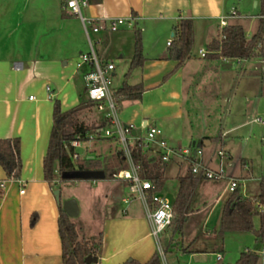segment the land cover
<instances>
[{"label":"crops","instance_id":"1","mask_svg":"<svg viewBox=\"0 0 264 264\" xmlns=\"http://www.w3.org/2000/svg\"><path fill=\"white\" fill-rule=\"evenodd\" d=\"M64 1L0 0V139H20L23 163L19 179H9L0 165V264H63L60 206L71 198L77 203L78 214L71 219L76 223L78 240L97 244L96 255H93L97 257L95 264H123L128 259L145 263L156 252L160 255V264H221L225 259L221 252L224 242L214 236L220 223L214 229L202 224L204 236L199 237L190 230L195 214L192 206L181 233L169 226L157 242L151 233V204H145L141 198V204L134 202L129 197L133 195L127 181L110 176L64 179L75 181L76 186L73 190L60 189L58 199L54 187L60 182L59 176L46 179L43 162L53 126L55 100H59L63 110H69L87 97L85 75L93 66L83 63L77 67L76 63L82 54L92 49L101 62H112L115 66L110 73L115 86L111 88L113 93L124 82L142 84L144 88L141 99H125L117 105L123 120L120 121L133 125L132 142L139 138V130L150 127L164 128L162 138L171 147L176 146V133L190 140L198 138V133L179 130L191 108L187 96L193 88L210 80L213 73L220 95L225 76H230V67H237L226 61L247 59L211 58L202 56L200 49L194 54L191 51V55L177 66L178 61L170 57L172 44L168 45L173 41L174 26L182 19H192L194 41L202 32L207 51L212 39L220 34L225 36L222 31L227 25H241L247 37L254 35L262 18L259 14L261 1L250 0V5L245 6L230 4V0H87L88 5L83 8L86 17L134 18V27L99 32L90 29L88 35L79 16L63 8ZM253 2L258 10L256 14L250 13ZM253 18L257 22L247 27L246 20ZM135 29L141 30L145 61L129 71ZM233 93L232 90L228 102ZM92 108L97 109L96 106ZM101 133L97 138H101ZM201 137L205 146L212 144V137L205 133ZM104 138L111 140L108 153L104 156L86 154L84 158L103 159L118 149L113 148L118 142L116 137ZM79 147L74 151L81 156L77 151ZM145 148L148 155L158 156L159 151L151 146ZM240 163L243 169L248 168L246 158ZM235 166L233 163L232 167ZM185 173L170 176L174 182L171 185L173 198L169 199L173 202L178 191V177ZM232 177L241 180L242 191L245 178ZM86 180L92 182H84ZM165 184L164 180L157 191H162ZM128 190L129 196L126 195ZM127 202L129 204H121ZM255 234L257 239L256 231ZM164 246L168 248L166 253Z\"/></svg>","mask_w":264,"mask_h":264},{"label":"rangeland","instance_id":"2","mask_svg":"<svg viewBox=\"0 0 264 264\" xmlns=\"http://www.w3.org/2000/svg\"><path fill=\"white\" fill-rule=\"evenodd\" d=\"M232 3L237 5L242 3L245 6H249L251 2L250 0H230V4ZM257 12L258 10L254 7L253 2V9L251 5L250 13L256 14ZM246 22L247 27H249V23L252 25L253 23L251 22H257V19H248ZM200 49L206 50L202 32H199L197 40L193 43L192 54ZM226 62L229 64L235 63L237 67H230V76H225L224 88L220 95L218 94L219 85L216 80V74L213 73L211 78L207 77L210 80H206L199 87L193 88V91L187 96L191 108L189 113L185 114L179 130L184 132L192 131L200 136L190 140V138H185L183 135L175 134V147L182 150L188 148L203 164L215 171H224V175L221 177H203L197 185L192 198L191 206L195 210V214L192 216L190 230L201 238L204 236V227L207 224L208 228L214 229L215 225L221 221L222 207L232 193L229 189L232 175L245 178L242 182V193L245 196L258 194L260 181L264 177V126L254 120L259 116L264 120V56L250 57L243 62L232 59ZM110 87H115L113 80H111ZM232 90L234 96L228 102V97L231 96ZM107 112L108 110L100 111L96 108H87L79 114V118L89 125L98 126L102 123ZM117 113L119 119L123 121L119 109ZM107 129L117 136L116 125L113 124L103 128L101 133L103 137L101 136V138H97L96 131H91L88 134L89 138L83 140L81 147L77 149L81 154V158L86 156V154L104 156L108 153L111 140L104 138V133ZM225 131L226 133L221 138V134ZM138 132L139 138H145L147 135V130H139ZM202 133L212 137L211 145L205 146L203 144ZM179 136L183 137L179 138ZM193 141H195L194 145ZM169 145L171 146L170 143ZM150 146L156 151H162L154 143H150ZM115 147L122 149V144L117 142L113 148L115 149ZM199 149L202 151L201 156L196 154V150ZM220 151L224 153L222 158L219 155ZM242 158L247 159L248 168L243 169L240 163ZM177 162L181 165L179 166ZM233 163H236L235 167H232ZM188 167L189 163L184 159L174 158L173 161L171 160L168 167H166L167 169H165V181H167V184L160 191V194L164 195V193H167V197L172 199L171 185L174 181L170 176H174L177 172H180V174L185 173L184 171ZM84 182L89 183L92 180ZM55 185L54 191L66 188L73 190L76 182L61 179ZM126 193H128L126 194L127 196L130 195L129 190ZM129 197L137 204H141L139 196L133 195ZM128 202L121 204H129ZM202 224H205L203 228ZM259 227V217L255 216L254 228L250 231H226L220 234L218 228V233L214 236L220 242H224L223 251L221 252L225 254V259L222 263L235 262L241 253L240 251L248 247V249L256 250L258 253L259 260L257 264H264V238L261 237L257 240L255 234ZM229 257H231V260H229ZM211 263L213 264V262Z\"/></svg>","mask_w":264,"mask_h":264},{"label":"trees","instance_id":"3","mask_svg":"<svg viewBox=\"0 0 264 264\" xmlns=\"http://www.w3.org/2000/svg\"><path fill=\"white\" fill-rule=\"evenodd\" d=\"M259 14L260 26L251 37H247L241 25H227L223 28V35H218L207 45V54L211 58L229 57L248 59L253 56H264V0H260ZM135 47L130 69L140 67L145 61L143 53V40L140 29H135ZM194 43V23L192 19H182L174 26V37L170 47V57L178 61L177 66L183 63L190 55ZM87 90H85V93ZM144 88L142 84L131 85L124 82L114 93L115 102L118 104L125 99L139 100L142 98ZM87 95V94H86ZM96 104L84 98L77 106L63 110L59 100L54 102L53 126L47 153L44 157V176L48 180L63 179L64 174L76 171L102 170L106 177L112 172L127 166L123 149H117L106 158H78L74 159V147L71 145L76 138L82 141L88 139L91 131L100 132L109 126V120L104 118L98 126L89 125L79 118V114ZM131 157L140 167L142 178L149 179L155 185V190L160 189L165 180V168L167 162L162 157L147 154L145 142L142 138L136 139L131 146ZM154 157V158H152ZM0 165L3 167L9 179L21 177L23 163L21 157V142L19 138L0 139ZM202 176L192 173L189 167L185 174L178 177V191L174 200V217L170 226L174 232L181 233L184 223L191 212V203L195 190ZM258 216L260 227L256 231L259 240L264 238V178L260 181V192L257 195H243L240 186L232 192L224 204L219 233L226 231H250L254 228V217ZM59 234L62 241L63 264H87L85 258L88 255H96L97 244L93 241H79L76 223L60 206ZM168 250L164 246V252ZM259 255L256 251L245 249L233 263L226 264H257ZM161 259L156 252L150 260L141 263L135 259H128L123 264H160Z\"/></svg>","mask_w":264,"mask_h":264},{"label":"built area","instance_id":"4","mask_svg":"<svg viewBox=\"0 0 264 264\" xmlns=\"http://www.w3.org/2000/svg\"><path fill=\"white\" fill-rule=\"evenodd\" d=\"M88 5L87 0H65L63 4L64 9L70 10L72 13L79 16L84 26V29L89 34L91 29L93 32H99L102 30L116 31L122 26L134 27V18H90L83 14V8ZM235 14H233L234 16ZM172 41L168 42L171 45ZM207 51L202 49L200 54L202 56L207 55ZM83 63H90L93 69L85 75L86 81V94L88 99L96 103V107L100 111L108 110L105 118H107L111 124L116 125L117 136L109 129L105 130V136L116 137L118 142L122 144V149L126 156L127 166L114 171L110 177L112 179L125 180L129 184V190L131 195L139 196L145 204L149 205V219L151 222V233L159 242L160 236L171 225L174 217V202L165 195L160 194L155 190V185L149 179L142 178L140 174V167L134 163L131 157V146L134 144L131 140L133 125L123 124L117 113L118 104L115 102L114 93L111 90V71L115 68L112 62L103 63L100 61L97 54L92 49L90 53H84L80 56L77 67H80ZM47 90L51 92V88L47 87ZM32 98V97H31ZM255 121L264 124V120L261 117H256ZM162 129L159 127H150L147 130V135L143 138L145 147H149L150 143H154L161 148L159 155L164 162H170L174 158H181L189 163V167L193 174L202 176L204 178H215L224 175L223 170L215 171L209 166L203 164L196 155L192 154L191 150L180 149L171 147L167 144L164 138H162ZM99 134L96 133V136ZM138 139V138H137ZM82 140L76 138L72 141V146L75 148L81 145ZM196 154L201 156L202 151L196 150ZM221 158L224 156L222 151L219 152ZM80 158L79 154L74 151V159ZM241 180L235 177H230L229 189L234 192L240 186ZM24 192V190H21ZM127 200V199H126ZM221 256L218 255V258ZM95 264V263H91Z\"/></svg>","mask_w":264,"mask_h":264},{"label":"water","instance_id":"5","mask_svg":"<svg viewBox=\"0 0 264 264\" xmlns=\"http://www.w3.org/2000/svg\"><path fill=\"white\" fill-rule=\"evenodd\" d=\"M76 178L104 179V178H106V174L102 170H93V171H76V172L71 173V174H64L63 175V179H76ZM55 194H56L57 198L59 199L60 198L59 190H56ZM63 209L70 217H75L78 214L77 203H76V200L73 198L65 200L63 202ZM85 262L87 264L96 263L97 257L93 256V255H88L85 258Z\"/></svg>","mask_w":264,"mask_h":264}]
</instances>
